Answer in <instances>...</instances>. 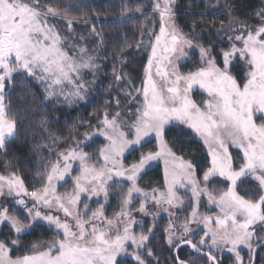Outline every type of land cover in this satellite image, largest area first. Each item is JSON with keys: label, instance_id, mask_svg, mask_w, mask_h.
Here are the masks:
<instances>
[{"label": "snow or ice", "instance_id": "snow-or-ice-1", "mask_svg": "<svg viewBox=\"0 0 264 264\" xmlns=\"http://www.w3.org/2000/svg\"><path fill=\"white\" fill-rule=\"evenodd\" d=\"M222 7L228 10L229 23L225 29L221 21V28L226 34H234L226 36L228 48L216 51L214 47L194 45L193 40L175 25V0H152V15L144 21L141 39L134 46L136 51L150 49L147 63L142 65L141 86L136 87L123 68L117 71L113 67L114 81L126 83L125 98L132 97L137 106L123 114L106 110L103 119L97 118V134L107 143L89 153L84 151V142L73 138L68 149L56 153L55 159L44 165V171L39 173L41 186L30 192L24 177L12 171L18 167L17 157L12 155L5 161V174H0V196L15 197L20 208L13 211L7 202L0 204V223L9 225V231L0 238V264H125L123 257H131L134 264H160L159 259H149L154 256L153 248L149 247V235L143 231L137 235L133 231L132 225L137 221L130 209L134 194L143 197L136 211L144 214H148L145 205L149 198L158 208L164 204L174 206V201L183 203L176 196L174 185L181 182L180 178H191L193 185L197 183L192 178L193 164L177 158L164 139L165 125L171 121L187 125L193 135L202 138L207 145L211 161L203 172L204 190L220 212L216 216H200L193 206L191 217L181 226L174 225L170 219L164 229L169 264H223L221 255L225 251L232 254V264H252L256 226H264V7L250 14L249 19L255 23L239 20L234 15L239 6L233 8L226 3ZM124 9L129 19L136 14L146 15L143 4H125ZM69 10L70 6H57L56 0L52 4L42 0H0V155L7 157L10 141L20 135L18 118L11 116L5 104V89L14 73L22 71L46 83L48 88L58 87L59 92H48L57 99L61 96L65 100L86 98L85 74H94L98 65L90 55L92 50L86 46L88 36L78 34L76 29L80 25L88 27L91 21L86 15L82 19L68 15ZM157 18L159 33L147 26L156 23ZM50 20L63 23V27L50 24ZM88 33L100 38L94 25L88 27ZM144 36L148 37L147 44ZM162 39L163 52L178 53L176 59L188 54L186 48L198 47L200 66L193 65L195 71L181 74L168 58L173 72L162 71L157 51ZM128 48L133 46L128 45ZM119 51L121 55L131 56V51ZM236 57L247 65L242 82L231 70ZM120 63L127 65L130 61L121 60ZM170 75L175 78L169 80ZM155 77H160L163 83ZM197 84L208 94L202 106L189 95L192 86ZM66 88L69 89L67 94ZM115 105L121 106L119 98ZM122 115L131 123L122 120ZM125 128L127 133L122 130ZM83 135L87 139L89 133ZM149 135L158 141V150L140 153L138 161L125 167V152L132 145H140ZM230 145L239 150L235 155L229 151ZM162 156L179 159V170L174 171L173 179L168 181L166 168V192L156 196L154 189L149 197V193L138 187L137 178L150 161ZM93 160L96 162L90 163ZM76 161L79 172L72 176ZM66 176L71 177V190L58 192L56 185L65 181ZM113 177L126 179L128 186L120 202V211L107 218L103 203L97 201L99 207L91 210L82 202L81 195L106 200ZM220 178L228 182L226 190L213 195L207 186L219 183ZM248 178L254 180L255 185L241 194L238 189L248 183ZM196 193L194 187L193 195ZM169 215L171 217L172 213ZM40 221L54 230L53 238L32 243L27 254L15 258L9 255L10 250L21 243V234ZM192 224L204 226V233L196 242H193ZM152 231V228L147 229L149 234ZM185 246L195 256L182 259L181 250ZM241 246L249 251L247 262L241 255Z\"/></svg>", "mask_w": 264, "mask_h": 264}, {"label": "trees", "instance_id": "trees-1", "mask_svg": "<svg viewBox=\"0 0 264 264\" xmlns=\"http://www.w3.org/2000/svg\"><path fill=\"white\" fill-rule=\"evenodd\" d=\"M214 0H175L174 21L187 33L195 39L200 45L214 47L216 51L228 47L226 36L234 33L221 28V21L224 22V28L229 23L228 10L222 7L224 4H230L233 8L239 6V10L234 15L239 20H248L249 23H255V20L249 19L250 14L264 7L262 0H224L215 6ZM45 4H52L53 0H42ZM131 3L143 4L146 9V15L136 14L128 18L124 5ZM56 5L60 7L70 6L68 15L84 18L85 15L91 21L88 27L95 26L100 33V38H94L88 33V27L77 26V33L88 36L87 44L96 50L102 62L103 80L97 87V90L91 95V98L84 105L69 109L63 105L57 106L58 99L46 100L41 85L33 77L23 73H15L12 80L5 89V104L8 105L11 116L18 118V128L20 135L18 138L10 141L9 155L7 157L0 155V173L5 174L4 164L6 160L11 159L12 155L17 157L15 163L17 168L12 169L18 175L25 179V186L29 191L34 187H40L39 173L44 171V165L49 160H54L56 153L66 150L76 140L83 138L84 133L91 131L97 124V118L104 115L114 108V101L117 98V89L114 86L113 67L123 68L127 71L135 82L140 80L143 73L142 65L146 63V54L136 51L134 46L141 39L140 31L144 26V21L151 17L152 0H56ZM60 27L63 23L57 20H50ZM151 25V24H150ZM150 25H147L150 27ZM235 27V25L233 26ZM154 30V29H153ZM146 36L143 37V40ZM128 45L133 48L129 49ZM119 49H124L125 53L131 51V56L121 55ZM135 57V59H132ZM121 60L130 61L127 65H122ZM199 56L196 51H192L189 59L181 67L184 72L195 71L199 67ZM231 70L238 81L242 82V77L247 72V65L244 60L232 63ZM108 72V73H107ZM106 73V75H103ZM58 108V109H55ZM95 114V115H94ZM55 138V139H54ZM165 138L172 152L180 157L190 161L194 166V172L197 179L203 178V172L210 166V157L204 144L193 135L192 130L180 125H172L165 129ZM102 144L99 137L92 138L84 148L89 152H95ZM140 150H136L128 155L125 163H129L130 156L135 159ZM236 153V151L234 152ZM133 159V158H132ZM138 185L144 188L161 187L163 185V174L160 166H155L141 175L137 181ZM228 182L220 178L219 183L213 182L210 187L212 191H223ZM255 182L248 179V183L242 187L241 194L251 187ZM123 199V193L114 189L111 191V202L106 209V217L120 211V202ZM191 204V203H190ZM184 206L177 211L174 225H179L188 217L191 205ZM170 219L160 218L155 223L146 219L137 232L148 233L147 229L154 224V230L149 237V247L153 248L154 256L150 260L159 259L160 264H169V245L166 243L164 229L168 227ZM259 227V229H261ZM9 231H3V236ZM55 235L54 230L43 224H36L30 232L20 236L21 248L13 250L12 253L23 254L34 242L50 241ZM261 239L255 240V243ZM181 258L188 259L189 256H195L186 246L181 250ZM223 264H231V257H221ZM125 264H134L132 258L123 259ZM255 264H264V246H262L256 257Z\"/></svg>", "mask_w": 264, "mask_h": 264}, {"label": "rangeland", "instance_id": "rangeland-1", "mask_svg": "<svg viewBox=\"0 0 264 264\" xmlns=\"http://www.w3.org/2000/svg\"><path fill=\"white\" fill-rule=\"evenodd\" d=\"M220 1L223 3L224 0H214L213 1V2H215L214 5L215 6L219 5L221 3ZM262 1L264 3V0H262ZM207 3L208 4L210 3L209 0H207ZM49 22H50V24H55L52 21H49ZM174 23L180 30H182V32L185 35H187V33L177 24V22L174 21ZM149 28L152 29V30L154 29V31L156 33H159L158 18H157V22L151 24ZM187 37L189 39L193 40V44L194 45H200L191 36L187 35ZM153 40H154V37H153ZM144 42H145V44L148 43V37L147 36L144 38ZM86 46L89 49L92 50L90 52V55H92L95 58V63L98 65V69L94 70V74L92 72H88L87 74H85L84 78H85L86 88H87L86 98L81 100V99H77V98L73 97L71 100H65L64 97L61 96L58 99V101H57L60 104H58L57 106L63 105L65 107L69 108V109H73V108H77V107H80V106L84 105L85 103H87V101L90 100L91 95L97 90V87L103 81V80H101V77H102V70H101L102 62H101V60L99 58L100 56H99V54L97 53L96 50L91 48V46L89 44L86 43ZM163 46H164V41L162 39L161 47L158 48V50H157L158 51V55L160 56L159 67L161 68L162 71L168 72L170 74L173 72V68L168 63V58H171L173 60V62L175 63L179 73L186 74L187 72H184L182 70L181 65L189 59L190 54H191L192 51H196L198 53V56H199L198 47H193V48H186L185 49L186 52L188 53L186 56H182L179 59H176V56L179 55V54L178 53H176V54L165 53V52H163ZM228 47H229V43H228ZM139 52H140V54L141 53H145L146 54V58H147L148 54L150 53V49L141 48L139 50ZM69 54L71 55L72 53L70 52ZM235 61H242V59L239 58V57H236V58L233 59L232 63H235ZM146 63H147V59H146ZM120 69L121 68L117 67V71H119ZM123 71L130 76V74L127 71H125V70H123ZM155 71H156V69L154 67L153 68V72L155 73ZM16 73L27 74V73L22 72V71L21 72H16ZM103 75H106V73H103ZM155 78L157 79L158 82L163 83V81L161 80L160 77H155ZM174 78L175 77L172 76V75L169 76V80H172ZM132 80H133V78H132ZM35 81H37L41 85V87L43 89L44 97H45L46 100H51V99L55 98V96H49L48 95L49 91L59 92V88L56 87V86H53L52 88H48V85L46 83H42L39 79H35ZM113 83H114V86L117 89V98H119L121 106L120 107H116L115 101H116L117 98H115L114 108H112V110L109 111V113L114 114V113L120 112V113L123 114L129 108H135L137 105L133 102V98L132 97L125 98V93L128 91L126 83L117 84L115 81ZM134 83H135L136 87H140L141 86V79L139 81H137V82L134 81ZM183 86H185V85H183V82H182L181 83V87H183ZM46 89H47V91H46ZM68 92H69V89L66 88L65 89V94H67ZM133 95H135V94H133ZM189 95H190V98L198 106H202L203 101L208 99L207 92L204 89L200 88V86L198 84L192 86V89H191ZM55 109H58V108H55ZM129 115H130V113H129ZM103 116L104 115H102L99 119H103ZM109 118H111V116ZM121 119L122 120H126L128 123H131V120H128L127 116H123L122 115ZM172 125H180V126L188 128L187 125H181V124H177L176 121H171V122H169V124L165 125V129H167L168 127H170ZM122 130L127 133V129L126 128L122 129ZM189 130H191V129H189ZM88 133H89V136H88L87 139H85L84 136H83V138L79 139V141L84 142L85 147H86L87 143L94 137H99L100 139H102V144L98 147V149L100 147H102L105 143H107L106 139L103 136H100V135L97 134L96 124L93 126L91 131L88 132ZM196 137H197L198 140H200L203 143L202 138H200L198 136H196ZM127 138L128 139H132L133 137L132 136H127ZM164 139L167 142L165 136H164ZM204 146H205V148H206V150L208 152L207 145H204ZM141 148H143V150L139 152L138 157L135 159L133 156H130V161H129V163L126 164L125 160L128 157V155L132 154L136 150H140ZM156 150H158V141L156 140V138L153 135H149L148 137L144 138V140L141 142L140 145H132V146H130V148L124 154L123 163H124L125 167H128L132 163L138 161L140 153H142V152L143 153H147L149 151H156ZM63 151H65V150H63ZM63 151H60V152H63ZM84 151L89 152V151H87L85 149H84ZM229 151L233 155H235L239 150L235 146H231L230 145ZM235 151H236V153H234ZM89 153H93V152H89ZM240 154L242 155V153H240ZM175 156L177 158H181L180 156H177V155H175ZM209 157H210V155H209ZM183 159L185 161H188L185 158H183ZM165 160L168 161L167 164L165 163ZM210 161H211V157H210ZM95 162L96 161L93 160L90 163H95ZM179 163H180L179 159H175L174 160L171 156H162V157H159V158H157V159H155L153 161H150L141 170V172H140V174H139V176L137 178V181H138L139 177L141 175L145 174L148 170L152 169L155 166H160L161 170H162V174H163V185L161 187H156L155 186V187H152V188H144V187H141L140 185H138V183H137L138 187L141 188L144 192L149 193V197H151V194H152L154 189L156 190V193H155L156 196H160L161 192H166V189H167L166 180H165V169L166 168L168 169L169 175H168L167 179H168V181H171L173 179L172 173L174 171H178L179 170L178 169ZM237 163H239V161H237ZM78 172H79V162L76 161V162H73L72 176H75ZM0 174H4V173H0ZM192 178H195L197 180L196 185H193L191 183V178H180L181 182L174 185V191L176 193V196L180 200H182L183 203H179L178 201H174L173 202L174 206H169L167 204H164L162 208H158L152 203L151 198H149V200L146 202V205H145L147 210H148V214H144V213H140V212L136 211V209L139 208V205L142 202L143 197L140 194H134L130 210L132 211V214L134 215L137 223L132 225L133 231L137 235H140L141 233L137 232L136 230H138V228L143 225L142 222L144 223V221L146 219H150V220H152L155 223L160 218L166 217L168 219H171V221L173 222L174 220H176L177 211L181 210L184 206H187L190 203L192 205L190 204L191 207H190V210H189L187 218L191 217L193 206L196 207L197 212L199 213L200 216H204V215L216 216V215H218L219 212H220V209H219L218 206H216L215 204L210 202L209 196H208V192L204 190L206 185L203 183V178L201 180L197 179L196 176H195V172H193V177ZM248 179H251V178H248ZM110 184L112 185V187H111V189L109 191V196H108V198L106 200L103 197H92V198H89L87 196V194H82L81 195L82 202L83 203H87L91 210H95L97 207H99V204L97 203V201H99L100 203H103L104 204V212H105V216H106L107 206L111 202V191L114 189L117 192L126 193L127 186H128V181L126 179L121 178V177H113V180L110 182ZM56 187H57L58 192H63L65 189L71 190V187H72L71 177L70 176H66L65 177V181L58 182ZM194 187L197 189V193H196L195 196L193 195V188ZM207 187H208V191H212L213 187H210V186H207ZM241 189L242 188L238 189V191L241 190ZM215 194L216 193L213 192V195H215ZM24 198L30 200V197H24ZM5 202H7V206L10 207L13 211H18L19 208H20V206L18 204H16V199L13 196H7V197L0 196V204H4ZM79 207L82 209L83 205L81 204ZM165 208L169 209V211H164ZM169 212L172 213L171 217L169 215ZM113 215H112V217H113ZM112 217H110V218H112ZM107 218H109V217H107ZM39 223L47 226V224L45 222H43V221H40ZM176 226H181V224L176 225ZM259 226L260 225L256 226V238L264 240V226H262L261 229H259ZM190 227H192L194 229V231L192 232V237L196 236V241H198L200 239V237L204 233L203 224H192V225H190ZM151 228L154 230V224L152 225ZM8 229H9V225H8L7 222L0 223V238L3 237V234H2L3 231H7ZM31 229L32 228L28 229L26 232H24L22 234L30 232ZM144 234L149 235V237H150V235L152 233L151 234L144 233ZM21 246H22L21 243L19 245H17V246H14L10 250L9 255H11L13 258H15L16 256H21V255L27 254V252H25L23 254H18L17 252L15 254L12 253L13 250H18V249L21 248ZM129 251H132V249L129 248ZM240 252H241V255L244 258V260L247 262L249 260V251H248V249L246 247L241 246ZM224 255L231 257V264H232V261H233L232 254L227 252V251H225V252L222 253L221 257H223ZM125 258H129V257H123L122 259H125Z\"/></svg>", "mask_w": 264, "mask_h": 264}, {"label": "water", "instance_id": "water-1", "mask_svg": "<svg viewBox=\"0 0 264 264\" xmlns=\"http://www.w3.org/2000/svg\"><path fill=\"white\" fill-rule=\"evenodd\" d=\"M264 246V240L260 241V242H257L255 244V252L252 254L251 256V261H252V264H255L256 262V257H257V253L259 251V249Z\"/></svg>", "mask_w": 264, "mask_h": 264}, {"label": "flooded vegetation", "instance_id": "flooded-vegetation-1", "mask_svg": "<svg viewBox=\"0 0 264 264\" xmlns=\"http://www.w3.org/2000/svg\"><path fill=\"white\" fill-rule=\"evenodd\" d=\"M259 227H261V226H259ZM262 241V240H261ZM193 242H196V236L195 237H193ZM258 242H260V241H258ZM257 243V242H256ZM255 243V244H256Z\"/></svg>", "mask_w": 264, "mask_h": 264}]
</instances>
